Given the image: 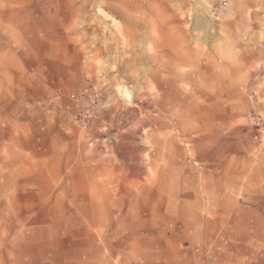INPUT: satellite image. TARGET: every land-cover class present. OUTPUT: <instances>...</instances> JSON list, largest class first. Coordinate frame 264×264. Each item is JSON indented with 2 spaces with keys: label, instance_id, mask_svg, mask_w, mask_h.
Instances as JSON below:
<instances>
[{
  "label": "rangeland",
  "instance_id": "rangeland-1",
  "mask_svg": "<svg viewBox=\"0 0 264 264\" xmlns=\"http://www.w3.org/2000/svg\"><path fill=\"white\" fill-rule=\"evenodd\" d=\"M216 1L0 0V259L115 229L119 264L264 245V0Z\"/></svg>",
  "mask_w": 264,
  "mask_h": 264
},
{
  "label": "crops",
  "instance_id": "crops-1",
  "mask_svg": "<svg viewBox=\"0 0 264 264\" xmlns=\"http://www.w3.org/2000/svg\"><path fill=\"white\" fill-rule=\"evenodd\" d=\"M87 238L83 239L81 245L77 247L73 242H69L63 251H55L51 245L41 244L28 252H18L12 259H0V264H119L116 262L117 251L107 253L106 245L115 247L118 245L126 250V242H119L118 229L112 230L111 235L102 236L89 234L85 231ZM231 233L230 242L222 246L219 251L212 249L208 251L210 258L205 264H264V245L261 244L260 235L252 237V241H257L254 246L248 243L244 236H237ZM134 242V239H132ZM41 243H45L42 241ZM106 244V245H105ZM122 244V245H121ZM132 245V244H131ZM144 244L138 257L134 261L121 264H162V262L152 261L150 246ZM187 263L196 264L194 255L187 256ZM199 264V263H197Z\"/></svg>",
  "mask_w": 264,
  "mask_h": 264
},
{
  "label": "built area",
  "instance_id": "built-area-1",
  "mask_svg": "<svg viewBox=\"0 0 264 264\" xmlns=\"http://www.w3.org/2000/svg\"><path fill=\"white\" fill-rule=\"evenodd\" d=\"M228 0H217L212 6V11L214 14L220 15L226 9L228 5ZM72 97L80 102L86 101L87 98L90 99V103L87 105L86 110L82 113L83 118L91 119L97 115V106L101 101V92L93 88H85L79 94H73Z\"/></svg>",
  "mask_w": 264,
  "mask_h": 264
},
{
  "label": "bare ground",
  "instance_id": "bare-ground-1",
  "mask_svg": "<svg viewBox=\"0 0 264 264\" xmlns=\"http://www.w3.org/2000/svg\"><path fill=\"white\" fill-rule=\"evenodd\" d=\"M145 23H146L145 20H139V21L137 19L134 20V25H136V26H139V25L145 26ZM127 95H129V94H127ZM161 114H162V121H160V122H162V126L165 125L166 121H173V122L176 121V124H178L179 115H177V112L170 111L169 107L164 104V95H162V113ZM162 135L165 136L164 131H163V127H162ZM222 153L224 154V150H222ZM192 158L195 159V155H193ZM225 163H226V158H225V155H223L222 160H221V164H220L221 173L225 172L224 171L226 169Z\"/></svg>",
  "mask_w": 264,
  "mask_h": 264
}]
</instances>
